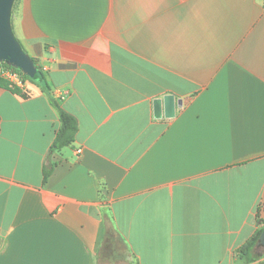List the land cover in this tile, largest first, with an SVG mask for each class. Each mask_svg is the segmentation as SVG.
<instances>
[{"label":"crops","instance_id":"crops-1","mask_svg":"<svg viewBox=\"0 0 264 264\" xmlns=\"http://www.w3.org/2000/svg\"><path fill=\"white\" fill-rule=\"evenodd\" d=\"M11 29L78 127L51 152L42 85L0 87V264H247L264 0H15ZM166 95L173 116L155 118Z\"/></svg>","mask_w":264,"mask_h":264},{"label":"trees","instance_id":"trees-1","mask_svg":"<svg viewBox=\"0 0 264 264\" xmlns=\"http://www.w3.org/2000/svg\"><path fill=\"white\" fill-rule=\"evenodd\" d=\"M13 5H14V3H13ZM12 8H13V6H12ZM11 14H12V12H11ZM32 60H33V63L35 65L36 69L33 72L32 76H30V77H27L19 69H15V68L7 65L4 62H2L1 64L4 67L19 73L22 82H25L27 80L33 81V82H35V81L39 82L42 85L43 89L47 92L52 106L57 110L59 122H60L59 129L55 134V138H54V141L51 145L50 150H51V152L60 151L63 148L69 147L74 142L75 134L77 132V127H78L77 121L71 114L67 113L66 111H64L60 107L55 95L51 92V89L46 82V79L44 77V74L42 73L40 66L38 65L36 60H34V59H32ZM0 87H3L5 89L9 90L10 92L17 94L23 98H26L28 96L26 92H23L19 87L11 84L8 80H6L4 78H0ZM50 172H51L50 168H46L44 170L43 181H45L47 179ZM256 221H257V224L260 226V228L256 231V233L250 239H248L236 251L237 256L240 259L244 260L245 263H247V264H252L262 257V255L260 253L256 252V246H257L258 238H259V236L263 230V227H264V205H260L257 207ZM258 264H264V262H261Z\"/></svg>","mask_w":264,"mask_h":264},{"label":"water","instance_id":"water-1","mask_svg":"<svg viewBox=\"0 0 264 264\" xmlns=\"http://www.w3.org/2000/svg\"><path fill=\"white\" fill-rule=\"evenodd\" d=\"M14 0H0V62L19 69L27 77L32 76L35 65L32 58L23 50L15 38L11 29V12ZM176 104L181 105L177 100ZM175 99L172 95H166L162 99L153 101V113L155 118H160L162 112L166 117L173 116ZM257 250L264 252V227L257 241Z\"/></svg>","mask_w":264,"mask_h":264},{"label":"built area","instance_id":"built-area-1","mask_svg":"<svg viewBox=\"0 0 264 264\" xmlns=\"http://www.w3.org/2000/svg\"><path fill=\"white\" fill-rule=\"evenodd\" d=\"M0 78H4V79L8 80L11 84H13L19 88H21L23 85V82L21 80L19 73L4 67L1 64V62H0ZM56 97L60 100L64 99L63 94L60 92H58L56 94ZM78 152H79V150H78Z\"/></svg>","mask_w":264,"mask_h":264},{"label":"rangeland","instance_id":"rangeland-1","mask_svg":"<svg viewBox=\"0 0 264 264\" xmlns=\"http://www.w3.org/2000/svg\"><path fill=\"white\" fill-rule=\"evenodd\" d=\"M118 241V246H121V247H123V248H125V245H123L119 240H117ZM107 247H113L115 244H114V240L112 241V240H108V242H107ZM114 244V245H113Z\"/></svg>","mask_w":264,"mask_h":264}]
</instances>
